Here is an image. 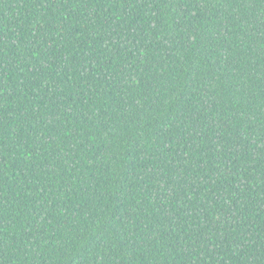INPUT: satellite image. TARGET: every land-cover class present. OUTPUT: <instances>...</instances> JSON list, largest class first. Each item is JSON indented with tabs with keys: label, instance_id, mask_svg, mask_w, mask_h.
<instances>
[{
	"label": "trees",
	"instance_id": "1",
	"mask_svg": "<svg viewBox=\"0 0 264 264\" xmlns=\"http://www.w3.org/2000/svg\"><path fill=\"white\" fill-rule=\"evenodd\" d=\"M0 264H264V0H0Z\"/></svg>",
	"mask_w": 264,
	"mask_h": 264
}]
</instances>
